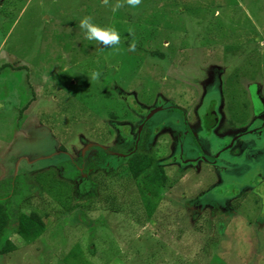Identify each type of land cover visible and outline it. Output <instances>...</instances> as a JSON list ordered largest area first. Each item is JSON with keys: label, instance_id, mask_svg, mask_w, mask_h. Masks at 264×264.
Masks as SVG:
<instances>
[{"label": "rangeland", "instance_id": "obj_1", "mask_svg": "<svg viewBox=\"0 0 264 264\" xmlns=\"http://www.w3.org/2000/svg\"><path fill=\"white\" fill-rule=\"evenodd\" d=\"M116 2L0 9V202L12 204L0 264H65L74 250L91 264H264V105L247 94L264 83V0H120L113 14ZM86 16L120 44L88 41ZM138 152L165 169L151 222L135 220L141 180L105 181L100 204L72 214L32 188L48 169L74 178L79 161L110 181ZM21 213L42 218L38 239L18 234Z\"/></svg>", "mask_w": 264, "mask_h": 264}, {"label": "trees", "instance_id": "obj_2", "mask_svg": "<svg viewBox=\"0 0 264 264\" xmlns=\"http://www.w3.org/2000/svg\"><path fill=\"white\" fill-rule=\"evenodd\" d=\"M18 2L19 0H8L6 3H2V0H0V9H18L17 8ZM19 6L23 7L24 4L23 5L20 4ZM217 104H218L217 99H213L210 102L208 114L211 112V110H213L214 117L215 115H217L216 113ZM214 117L211 116L212 119H210V123L209 122L206 123V127L209 128L212 126V123L214 122L215 119ZM155 153L156 152L153 153L138 152L137 154L135 153L132 154L131 157L127 159L125 165H122L119 168H113L114 171L112 172L113 177L111 178L112 180L110 181L107 180V177L103 178L104 180H101L99 178L100 174H102L101 172L103 173L105 172L102 169H99V167L92 166L90 169V166L89 167H86V165L83 166L82 163L79 161V163L74 164L76 165V169L73 171L75 172L74 178L63 179L61 177V174L58 172L59 170L57 168H53L51 171L50 169H48L46 175L40 174L41 176L39 175L36 178L38 185L37 186L35 185L36 187L35 186L34 187L31 186V187L33 189L39 188L42 195L46 194L49 198H51L54 202H56L58 207H60L64 213L72 214L80 211L83 212L85 209H90L94 205V203H98L100 200L99 188L102 187L105 181L108 182V185L106 187L110 188L111 187L110 184L114 186L115 183L117 184L123 182V184L131 183L130 185H135V183L141 180L140 183H138L139 186L138 192H133V194L140 195L141 194L140 188H142L141 190L144 195L143 196L144 202L140 196L137 203H139V201L140 203H144L143 204L144 210L143 211L138 210V212H141V216L136 218L135 220L139 223L145 224L151 222V220L153 219L158 206L157 199L160 198L161 190L164 189L166 186V180H165L166 178L164 176L165 169L159 168L157 166V162H156L157 159ZM96 170H100V172L98 173ZM80 172H82L81 175ZM84 175H86L85 178ZM76 177H77V181H76ZM83 186H86V188L84 189ZM31 187L30 189L27 190H31L32 189ZM15 190L17 191V188ZM103 191L104 190H102V192ZM28 192L25 193L24 191H22L21 192L22 197L24 198V196L27 195ZM8 197H11V194H9ZM90 197H92V199ZM87 199H90V201H88ZM1 207H5V208H1ZM11 212H12V204L10 203L2 204L0 202V223L4 224L7 221H11L12 223ZM16 221H17L16 225L19 226L18 234L26 241L30 242L38 239V237L41 236L45 231V227H44L45 224L42 218L40 216L37 217V215L33 213H31L30 215L21 213ZM212 239L214 238H211L210 240ZM6 246H7L6 250L7 249L9 251L15 250L14 245H6ZM75 251L76 250L72 251V253L68 257L70 259L71 258L74 259L75 264H91V262L88 259L87 261H85L86 263H84L86 254L84 253L83 250L80 254ZM200 256L201 255L196 256L195 259H198ZM67 259H65V264L69 263Z\"/></svg>", "mask_w": 264, "mask_h": 264}, {"label": "clouds", "instance_id": "obj_3", "mask_svg": "<svg viewBox=\"0 0 264 264\" xmlns=\"http://www.w3.org/2000/svg\"><path fill=\"white\" fill-rule=\"evenodd\" d=\"M126 4L130 8H137L141 5L142 0H125ZM123 3L120 0L112 6V12L115 14L121 7ZM79 28L85 33V37L88 41H95L99 44L108 47V46H118L121 42V36L119 31L115 27H100L93 23L90 16H86L79 22ZM130 51H135V45H131L129 48ZM99 73L93 72L90 75V79L96 80L99 78Z\"/></svg>", "mask_w": 264, "mask_h": 264}, {"label": "flooded vegetation", "instance_id": "obj_4", "mask_svg": "<svg viewBox=\"0 0 264 264\" xmlns=\"http://www.w3.org/2000/svg\"><path fill=\"white\" fill-rule=\"evenodd\" d=\"M261 83V82H260ZM252 84H250V85H248V87H250V89L247 91L248 93L247 94H249L250 96H251V98H252V101L254 100V102H255V104H256V106H260L261 105V108H262V105H264V83H261L260 85H259V87L261 88L260 89V91L259 90H257V88L253 85V88H251L252 86H251ZM259 92L261 93V94H259ZM209 106L210 105H208V109H209ZM208 112V111H207ZM216 113H217V111H216ZM207 116V115H206ZM209 116H212V117H214V111L213 110H211V112L209 113ZM262 117L264 118V115H262ZM215 119H214V122L212 123V125L214 124L215 125V121H216V119L218 120V118H217V115H215V117H214ZM262 124H263V127H264V121L262 122ZM208 128V127H207ZM209 128H212V126L211 127H209ZM208 128V129H209ZM258 136H263V134H262V132H260L259 134H258Z\"/></svg>", "mask_w": 264, "mask_h": 264}, {"label": "water", "instance_id": "obj_5", "mask_svg": "<svg viewBox=\"0 0 264 264\" xmlns=\"http://www.w3.org/2000/svg\"><path fill=\"white\" fill-rule=\"evenodd\" d=\"M218 123V120L216 119V121H215V125Z\"/></svg>", "mask_w": 264, "mask_h": 264}, {"label": "crops", "instance_id": "obj_6", "mask_svg": "<svg viewBox=\"0 0 264 264\" xmlns=\"http://www.w3.org/2000/svg\"><path fill=\"white\" fill-rule=\"evenodd\" d=\"M261 89V88H260ZM260 89H257V90H259L260 91ZM248 93V92H247Z\"/></svg>", "mask_w": 264, "mask_h": 264}, {"label": "bare ground", "instance_id": "obj_7", "mask_svg": "<svg viewBox=\"0 0 264 264\" xmlns=\"http://www.w3.org/2000/svg\"><path fill=\"white\" fill-rule=\"evenodd\" d=\"M76 111H78V110H76Z\"/></svg>", "mask_w": 264, "mask_h": 264}]
</instances>
